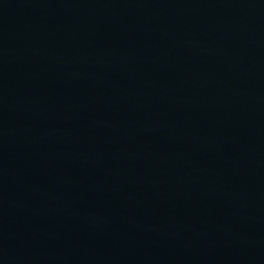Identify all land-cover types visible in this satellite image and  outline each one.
I'll return each mask as SVG.
<instances>
[{
	"label": "water",
	"instance_id": "water-1",
	"mask_svg": "<svg viewBox=\"0 0 264 264\" xmlns=\"http://www.w3.org/2000/svg\"><path fill=\"white\" fill-rule=\"evenodd\" d=\"M0 264H264V0H0Z\"/></svg>",
	"mask_w": 264,
	"mask_h": 264
}]
</instances>
